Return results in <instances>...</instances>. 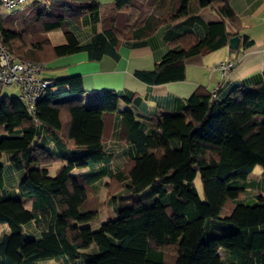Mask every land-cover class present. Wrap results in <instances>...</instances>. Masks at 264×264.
<instances>
[{
    "label": "trees",
    "instance_id": "1",
    "mask_svg": "<svg viewBox=\"0 0 264 264\" xmlns=\"http://www.w3.org/2000/svg\"><path fill=\"white\" fill-rule=\"evenodd\" d=\"M204 8L220 21L197 18ZM173 24L188 31L153 70L136 72L150 86L183 81L189 58L241 38L231 0H51L0 12V43L22 61L50 64L86 53L97 62L118 59L122 45L143 46ZM82 25L92 32L86 42ZM58 30L65 42L53 45L49 35ZM252 43L242 38L243 49ZM253 79L220 96L200 89L183 110L160 114L152 128L131 110L118 112L121 101L130 102L121 93L93 99L81 76L54 80L68 89L49 90L34 114L19 96L0 97V264H222L220 249L237 264H264V195L252 206L240 199L254 170L264 172V73ZM113 114L122 117V138L135 151L116 171L107 166L112 155L104 148ZM71 148L76 152L50 176L48 166ZM4 158L23 174L16 188H6ZM95 167H101L97 180L109 177L107 204L116 215L99 230L89 225L104 203L93 196L97 188L88 174H73ZM30 225L35 235L25 231Z\"/></svg>",
    "mask_w": 264,
    "mask_h": 264
},
{
    "label": "crops",
    "instance_id": "2",
    "mask_svg": "<svg viewBox=\"0 0 264 264\" xmlns=\"http://www.w3.org/2000/svg\"><path fill=\"white\" fill-rule=\"evenodd\" d=\"M95 1L101 4L113 2L111 0ZM231 6L241 22V38L238 49L232 51L227 44L215 52L189 58L186 61V78L183 81L150 86L136 77L137 71L153 70L169 50L171 42L188 31L181 24L160 28L146 40V44L143 46L135 47L132 43L122 45L118 51V59L104 57L100 61L92 62L86 53L59 58L52 64H48L49 68L43 76L49 80L81 76L85 91L92 94L93 99L97 95L101 98L104 91L121 93L128 97L130 102L121 101L118 112L131 110L139 123L147 128H152L160 114L183 110L189 98L200 89L209 93L217 92L220 96L236 86L252 85L255 82L253 78L264 73V0H231ZM195 15L206 24L220 21L219 17L208 8L197 11ZM79 29L82 30L79 32L80 39L86 42L92 35L90 28L82 25ZM97 30L100 32L99 27ZM194 30L201 33V29L195 28ZM52 35L53 33L49 36L54 43ZM243 37L253 42L244 49ZM229 63H233L234 68L229 74H224L221 64ZM48 70L51 71L47 72ZM67 89V86H62L57 88L55 93ZM121 121L122 117L119 114L107 116L104 148L112 155L111 161L107 164L111 171H116L124 166L128 162L130 154L135 153L132 145L122 138L124 135L121 131ZM50 146L55 154H60L56 145L51 144ZM75 152L76 149L71 148L65 150L61 156H57L54 162L48 166L50 176H54L56 171L65 164V159H69V155ZM2 163L5 166L6 188H16L23 177L22 172L11 166L6 158L2 160ZM51 167L55 169H51ZM101 167L76 169L73 174H88L93 187H105L109 183V177L99 180L96 178ZM25 207L27 210H32L31 203H27ZM2 229L8 231L5 225L2 226ZM25 231L32 235L36 233L33 225L27 226Z\"/></svg>",
    "mask_w": 264,
    "mask_h": 264
},
{
    "label": "built area",
    "instance_id": "3",
    "mask_svg": "<svg viewBox=\"0 0 264 264\" xmlns=\"http://www.w3.org/2000/svg\"><path fill=\"white\" fill-rule=\"evenodd\" d=\"M28 0H0V12L22 6ZM47 64L17 60L8 52L5 44L0 43V89L19 86L20 100L30 113H35V105L48 95L49 90L57 89L56 82L44 78ZM224 74H229L234 64H221Z\"/></svg>",
    "mask_w": 264,
    "mask_h": 264
},
{
    "label": "rangeland",
    "instance_id": "4",
    "mask_svg": "<svg viewBox=\"0 0 264 264\" xmlns=\"http://www.w3.org/2000/svg\"><path fill=\"white\" fill-rule=\"evenodd\" d=\"M50 1L51 0H29L26 4L22 5L19 8L5 9V10L1 11V13L2 14H9V13H12L14 11H17V10L23 8L24 6H26L28 4L34 3V2L48 3ZM111 1H114V0H111ZM111 1H108V2H111ZM52 33H53V35L51 37L54 41L53 44L57 45V44H62L65 42V38H64L63 32L61 30L54 31ZM58 38H59V41H57ZM48 68L49 67L47 64L46 70ZM50 71L51 70H48L47 72H50ZM19 95H20L19 86L6 87L3 89H0V97H10L11 98V97L19 96ZM51 169H55V168L51 167ZM249 182H251L253 184L249 186V189L246 193H243L240 195V199H244L245 203L247 205L252 206V205H255L258 203V199H257L258 196L264 195V172L260 167H257L254 170V172L250 176ZM195 187L198 191L200 198L202 200H204V189H203V184H202V180H201L200 176H198L195 180ZM94 189H96V188L94 187ZM95 193L96 194H94L93 196H96L102 204L104 203V205L103 206L101 205V207H100L99 217L94 222H91L89 226L93 230H99L103 223H106L109 220L115 219L116 215L114 214V211L109 206V204H107V190H106V188L100 186L96 189ZM219 255L222 259V264H237L236 260L233 259V257L231 256L229 251L224 250V249H220ZM41 264H51V263L44 262Z\"/></svg>",
    "mask_w": 264,
    "mask_h": 264
},
{
    "label": "water",
    "instance_id": "5",
    "mask_svg": "<svg viewBox=\"0 0 264 264\" xmlns=\"http://www.w3.org/2000/svg\"><path fill=\"white\" fill-rule=\"evenodd\" d=\"M229 47L232 51H236L240 44V37L236 36L229 40Z\"/></svg>",
    "mask_w": 264,
    "mask_h": 264
}]
</instances>
